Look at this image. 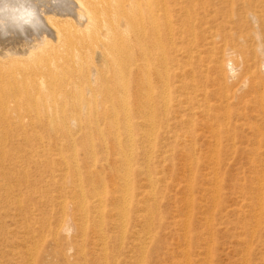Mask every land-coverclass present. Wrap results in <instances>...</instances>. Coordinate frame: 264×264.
I'll return each mask as SVG.
<instances>
[{"label": "bare ground", "instance_id": "bare-ground-1", "mask_svg": "<svg viewBox=\"0 0 264 264\" xmlns=\"http://www.w3.org/2000/svg\"><path fill=\"white\" fill-rule=\"evenodd\" d=\"M70 1L77 11L75 24L60 22L48 15L44 19L52 40L42 39L21 50L12 47L0 49V264H43L49 255L42 249L44 240H57V127L64 128L69 135L68 129L79 120L74 115L91 117L81 127L85 134L86 131H93V125L103 134L98 126L101 122L108 123L111 127L108 133L116 139L119 149L124 138L129 146L133 141V135L128 136L133 132V124L130 115H126L129 110L126 100L130 97L136 100L134 110L136 118H139L135 121V128H195L202 120L207 128H214L218 121L217 110L227 108L230 103L238 113L237 122L242 119L246 124L256 116L263 120L264 128V54L257 50L259 45L253 35L256 28L249 19L250 13L255 15L261 32H264V0ZM173 11L177 32L172 23ZM107 12L110 14L106 15ZM1 24L5 25L4 22ZM141 25L145 32H151L145 48L140 47L136 36ZM24 31L21 27L17 33ZM74 37L77 44L72 46L71 39L74 40ZM83 41L87 43L84 49L81 47ZM134 49H140L138 54ZM95 51H98L97 56ZM131 54L134 65L124 64L122 59ZM61 79H67L66 90L59 91L56 82ZM208 94L215 98L212 106L207 101ZM218 99L225 100V103H218ZM121 112H124L123 128L119 122ZM236 124L230 126L225 121L223 126L235 128L241 122ZM252 128L260 127L254 124ZM88 135V138L91 137ZM101 138L104 141L105 138ZM148 138L150 141L151 138ZM68 140L73 142L72 138ZM213 142L218 145L215 140ZM127 156L129 158H125L124 163L128 165L129 176L133 172L128 160L132 155ZM146 159L150 160L147 156ZM75 181L79 187L81 181ZM94 181L89 178L87 184L89 192L96 194L103 179L100 175L99 183L95 185ZM115 184L116 181H113L109 192L112 203L122 197L118 195L122 189L117 191ZM101 191L105 193L104 189ZM85 198L80 203L81 207L87 205ZM97 199L98 205L103 208L106 204L103 198L97 196ZM121 230L120 227V233Z\"/></svg>", "mask_w": 264, "mask_h": 264}, {"label": "rangeland", "instance_id": "rangeland-1", "mask_svg": "<svg viewBox=\"0 0 264 264\" xmlns=\"http://www.w3.org/2000/svg\"><path fill=\"white\" fill-rule=\"evenodd\" d=\"M21 2L0 0V18H4L1 23L7 24L5 26L0 23V28L6 27L4 32L7 31L0 35V49L12 47V49L21 50L42 39H53L45 22L43 29L39 32L25 29L28 33L25 31L21 34L17 33L18 30L15 29L21 27L23 29L24 23H31L29 20L35 15V7L31 0H21ZM70 2V0H43V3L38 6L43 21L48 15L57 18L60 22L70 21L75 24L77 11L72 8ZM30 11L34 14H30ZM116 13L119 16V13ZM174 14L173 11L172 23ZM21 15L25 16L21 17ZM8 18L12 21H7ZM144 25L147 26V23L144 22ZM173 26L174 31L177 32L174 23ZM136 36L140 41V47L145 48L146 41L151 38V32H145L141 25ZM71 40L72 46L77 44L75 37ZM81 47L83 49L87 47L86 41L82 42ZM134 51L138 54L140 49H134ZM114 53L119 56L117 51ZM97 55L98 51H95V56ZM122 60L124 64L131 66L135 62L132 54ZM66 81L67 79H61L56 82L59 91L66 90ZM206 98L212 106L215 98L211 94L206 95ZM159 100L161 101V98ZM126 101L129 103L126 115H130L128 116L131 117L130 121L133 124V132L128 135H133L130 146L126 144L124 138L122 148L119 149L116 146V139L108 133L111 127L105 122H101L98 126L103 134L95 129L96 125L92 126L93 131L90 133L86 131L85 134V130L81 127L87 118H91L90 116L74 115L79 117V120H77L78 124L68 129L69 135L65 132L66 130H63L64 128L57 127L59 128L57 142L58 147L60 146L56 151L59 170H57L58 198L62 199H57L59 232L56 241L50 238L44 240L42 249L44 252L48 251L49 255L43 264H138V262L139 264H264V171H261L264 170L263 120L255 116L249 123L245 124L242 119L237 122L238 113L233 103H230L227 108L217 110L218 121L214 128H207L203 120L195 128H135V121L139 119L136 118L137 114L134 110L136 100L130 97ZM217 102L224 104L225 100L218 99ZM224 109L227 110L224 111ZM123 113L119 115L122 128ZM225 121L229 122L230 126L236 123L238 125L240 122L241 125L226 128L223 126ZM254 124L260 128H252ZM88 134L91 137L88 138ZM101 136L105 138L104 141ZM121 136L124 137V134L121 133ZM148 137L151 138L150 141ZM71 138L72 143L68 140ZM214 140L218 145H214ZM89 144L93 146L92 149ZM129 148L131 150L128 152ZM130 152L133 154H128ZM125 153L132 155V160L128 159L133 169L130 177L127 171L128 165L124 163L126 162L124 159L129 156ZM120 156H122L121 159ZM146 156L150 160L146 159ZM74 166L78 167L79 172L78 170L76 172ZM100 175L103 184L100 181L96 194L89 192L87 184L89 178L95 180L96 185L99 183L97 180L100 179ZM76 179L78 183L81 181L79 187L76 186ZM113 181H116L117 191L122 189L121 193L118 192V195L122 196H119L121 199L114 203L111 202L109 195ZM259 182L261 184H258ZM127 183L131 186L129 184L127 186ZM127 192L128 194H125ZM62 193L66 197H63ZM79 193L86 197V207H81L80 203L84 201V198ZM123 194L127 199L123 197ZM96 195L103 198L106 203L103 208L98 205ZM122 198L127 205L123 203ZM120 204L123 205L122 209ZM98 208H100L99 211ZM98 217L102 219L99 220ZM102 220L103 224H100ZM120 227L122 233H120ZM137 246L144 247H139V250Z\"/></svg>", "mask_w": 264, "mask_h": 264}, {"label": "clouds", "instance_id": "clouds-1", "mask_svg": "<svg viewBox=\"0 0 264 264\" xmlns=\"http://www.w3.org/2000/svg\"><path fill=\"white\" fill-rule=\"evenodd\" d=\"M31 2L35 7V15L31 23L25 24L23 28L24 30L31 29L34 32H39L44 27V21H43V18L40 14L39 7H38L41 3H43V0H31ZM249 19L251 23L253 24V26L256 28V31L253 33V35L259 45L257 50L261 52L262 54H264V32H261L260 27H259V21L255 15L250 13ZM5 30L6 29H0V35H2Z\"/></svg>", "mask_w": 264, "mask_h": 264}]
</instances>
